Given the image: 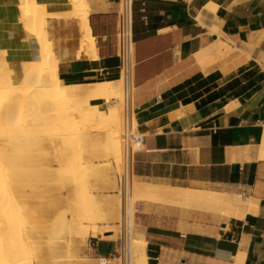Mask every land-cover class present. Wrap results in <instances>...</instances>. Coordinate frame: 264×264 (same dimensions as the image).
<instances>
[{
  "label": "crops",
  "instance_id": "1",
  "mask_svg": "<svg viewBox=\"0 0 264 264\" xmlns=\"http://www.w3.org/2000/svg\"><path fill=\"white\" fill-rule=\"evenodd\" d=\"M34 1L65 84L118 80V0H85L92 58L70 0ZM131 23L132 175L249 199L241 219L136 201L146 264H264V0H132ZM0 52L14 83L41 58L19 0H0ZM120 247L90 236L79 264H117Z\"/></svg>",
  "mask_w": 264,
  "mask_h": 264
},
{
  "label": "rangeland",
  "instance_id": "2",
  "mask_svg": "<svg viewBox=\"0 0 264 264\" xmlns=\"http://www.w3.org/2000/svg\"><path fill=\"white\" fill-rule=\"evenodd\" d=\"M27 10L28 9L23 12L26 11L25 13H31ZM25 66L26 64L24 67ZM97 82L90 83L88 85H94ZM117 96V94L112 97L110 96L109 101L111 98ZM47 100V98H43L41 100L42 102L39 104L26 105V107L24 105L27 109V118H25L24 114H22L25 110L23 106L19 109H23L21 113L18 109L15 111L16 115L20 113L21 116L24 117L20 120H16V117L12 118L14 111L10 112V117L8 115L9 112L0 116V119L3 120H0L2 131L5 129V126L3 127L5 123L7 127L9 125L13 127L6 128V131L4 130L3 132L4 135L2 133V137L0 136V161H3L0 162V182L1 184H4V187H7L9 184L8 187L10 186V188H12L10 190V188L7 187L8 189L6 188L5 190V188L1 185L3 193L8 194H6L3 198L6 197L5 200H7L9 197L16 196L19 201L22 198V204L19 202V205L16 208H18V210L19 208L20 210L24 209L21 213L18 211V214L17 210L13 212L16 215L13 214L14 217L12 216V220L13 218H15V220H13V226L8 232L11 234L6 233V238H8L6 239V243L8 242L7 244L10 248L8 252L10 254L9 256L19 258L21 262H25L24 264H54L55 262L58 264H79L78 252L85 249L90 235L86 234L82 236V238L81 236L78 238L76 233L74 235L73 232L72 235L66 228H57L53 225V223L58 220V218L60 220L63 217L68 220L72 216L73 219L75 218V221L73 220V224L78 219L81 221L84 220V222H82L86 225H91L93 222L97 225L99 231L101 229V231L111 230L113 233L110 238L118 239L119 243L123 247L125 227L127 224V213L122 211L120 205L119 208L117 205V201L119 200L121 202L122 199L120 195L121 186L118 182L121 175V169L111 155L106 156L102 154L101 151H99L100 146L95 145L102 141L104 134V132L102 133V131L98 130L97 125L95 126L94 123L90 124L94 130L88 124V126H75V124L78 123H73V113L68 114L64 118V115L61 114L62 111L60 113L63 117H60L62 120L56 121V118L61 115L55 117L57 114L53 115V113L50 112V105L47 104ZM109 101H106V99H100V101L91 100L90 102L98 104L100 109L106 111L110 106ZM81 107L82 104H77V102L73 100H67L64 106V108L68 109V111L70 109L73 110V108L77 109ZM16 115L14 114V116ZM13 124H15V128ZM21 125H23L22 128H20ZM133 126L135 130L136 124H133ZM81 127H83V129ZM7 129L9 130L7 131ZM23 129L27 132L26 135V132L22 134ZM75 130H78L76 134H74ZM15 131L20 133L17 136V133L12 135ZM137 132L139 133L138 130ZM80 133H82V136ZM9 136H12L14 139ZM99 137L100 141H98ZM8 140H10V143L7 144L6 142V145L3 146L5 141ZM15 140H17L18 143ZM19 140L24 143L23 145H25V147H23L22 143L19 144ZM3 141L4 143H2ZM13 141H15V143H12ZM18 144L21 145V148ZM5 147H7V149ZM95 148L97 151H95ZM5 150L6 152L3 153ZM95 154L98 155L96 156ZM78 156L81 161L77 158ZM7 163H9V166H7ZM70 169L72 172H70ZM133 179L134 177L132 175L131 180ZM109 190L111 193H109ZM8 192L10 193V196ZM67 197L69 198L67 199ZM18 199L16 201V205L18 204ZM58 199H60V202ZM88 200L90 201V205ZM51 201L53 202V205ZM25 202H28L29 204ZM135 202L136 201H133V203ZM58 204L60 206L63 204V206L60 207ZM53 206L55 208H53ZM25 210H27V213ZM117 211H119V216H117ZM138 211L139 205L136 203L134 204V213L132 218V236L137 238L142 235L144 238V235L140 231V223L137 221L136 217ZM93 212L96 215L93 214ZM69 213H72L73 215H70ZM88 213H90L89 216ZM43 216L46 217L47 220ZM17 217H20L21 221ZM94 217L96 218L94 219ZM98 217L101 219L99 220ZM52 219L53 223L51 222ZM95 220L96 222H94ZM103 225L105 228H103ZM64 233H66V235ZM104 234L110 233L107 232ZM97 236L101 237L100 234ZM55 252L57 253L56 256ZM20 254L24 256L25 261L22 260L23 258H20L22 257ZM101 263H105V261H101ZM116 263L120 264L121 259L117 258Z\"/></svg>",
  "mask_w": 264,
  "mask_h": 264
},
{
  "label": "bare ground",
  "instance_id": "3",
  "mask_svg": "<svg viewBox=\"0 0 264 264\" xmlns=\"http://www.w3.org/2000/svg\"><path fill=\"white\" fill-rule=\"evenodd\" d=\"M70 1L73 5V15H75L79 18L78 22L80 23L79 26H80L81 34H82L81 43L83 44L84 49H86V53H88L91 58L96 57L97 54L95 55L96 49H95V46L93 43V37L90 33V28H89L88 23H87L88 22L87 16H88V12H89L88 5H87L85 0H70ZM26 6H28V7H26ZM29 6H30V8H29ZM19 7H21L20 8L21 19L23 21L24 27L27 29L28 32L34 34L38 39V42L40 44L41 58L38 61L28 63V66L26 64V66L24 68H22V70H23L22 71V79L19 82L14 83L11 79L12 69L8 66L7 62L5 61V58H4L5 56L3 55V52H0V69H1L0 70V116L3 114H7L8 112H9L8 113V115H9V114H11L10 113L11 111H14V113L12 114L13 115L12 118L16 117L15 118L16 120H20L21 118H24V117L27 118V109L25 108L26 105L39 104L42 102L41 100L43 98L44 99L47 98L48 100L46 102H47V104L50 105V112L53 113V115L57 114V116H55V117H58V115L63 114L64 118H65L68 114L73 113V123L74 122L78 123V124H75V126L76 125L85 126L87 124L90 125L91 123H94L95 126L96 125L98 126L97 127L98 130L102 131V133L104 132L102 141L99 142L98 144H95V145L100 146L99 151H101L102 154H104L106 156L111 155V157L115 160L116 164L120 167L121 175H122V185H121V192H120L122 199H121V202L119 200L117 201V205H118V208L120 205V208L122 209V211L123 212L125 211L127 213V224L125 227L124 244L122 247L123 256L125 257L124 258L125 264H146L147 263V257H148L147 253H146V249H145L146 248L145 240L141 237L134 238L132 236V231H131L132 224H133L132 218H133L134 204H135V203H133V201L149 200V201H152L154 203H157V205L162 204V205L176 206V207H180L183 209H191V210H196V211H208V212H212V213H218L222 217H225V218H233V219H241L242 218L244 211H247V210H244L243 206L249 202V199L245 200V199H243V197L241 195L232 194V193L229 194V193L216 192V191L207 190V189H189V188H181V187H172L170 185H164V184L147 183V182H142V181L137 180L134 176H133L134 179L131 180V178H132L133 152L136 149V147L140 144L139 142L133 141V139L137 133L134 130V126H133V124H135L136 121L133 122L134 112H133V107H132L131 95H127V94L124 95L122 105H120L118 103L110 104V106L107 108V110L104 111L103 109L99 108L98 104L91 103L90 101L91 100L100 101V99H106V101H109L110 96L112 97L113 95L115 96L116 94L119 96V93H120V81L119 80L114 79V80L98 81L94 85H79V84H69L68 85V84H65L58 77L57 60L55 58L54 53L52 52L51 43H50V41L47 40V37H46V33L44 30V27H45L44 26V20L45 19H43L42 15H41V6L38 5L34 0H19ZM26 9H28L31 13H25L26 11L23 12ZM73 15H71V18H73L72 17ZM45 29H46V27H45ZM48 39H49V37H48ZM22 67H23V64H22ZM67 100H71V101L73 100V101L77 102V104H82V107L77 108V109L73 108V110L70 109L68 111V109L64 108L65 102ZM24 105H25V107H24ZM22 106H23V108H25L24 112H22L23 109L19 110ZM17 109L20 111V113L22 112V114H24V117H22L21 114L18 112H17L18 116L16 115L15 111ZM61 111H62V113H61ZM14 114L16 116H14ZM9 117H10V115H9ZM60 117L63 118L61 115L58 118H56V121L62 120ZM1 121H3V120H1ZM5 124L3 125V127L5 126L4 130L6 131V128H9L11 126L9 125L7 127ZM14 125L15 124H13V126ZM22 126L23 125H21L20 128H22ZM11 128H13V127H11ZM14 128H15V126H14ZM81 128L83 129V127H81ZM77 129H79V128H77ZM92 129H93V127H92ZM4 130L2 131V127L0 126V136L2 135ZM8 130L9 129H7V131ZM10 131H11V129H10ZM13 131H14V129H13ZM77 131L78 130H75L74 134H76ZM79 131H82V130H79ZM24 132H26V131L23 129L22 134H24ZM15 133H17V132L15 131L14 133H12V135ZM19 133H17L16 136ZM26 134H27V132L25 133V135ZM81 134L82 133H80V135ZM101 134H99V135H101ZM3 135H4V133H3ZM127 136H128V138H127ZM9 137L14 139L12 136H9ZM67 137H68V135H67ZM7 138H8V136H7ZM97 138H95V139L98 140ZM12 139H11V141H12ZM22 140H23V138H22ZM15 141H17V140H15ZM15 141H13L12 143H15ZM98 141H100V137H99ZM6 142H7V144H9L10 140L5 141V143L3 141L2 142V143H4L3 146L6 145ZM97 142H95V143H97ZM17 143H18V141H17ZM17 143H16V145H17ZM20 143H22V142H20V140H19V144ZM19 144H18V146L20 147L21 145H19ZM23 144L24 143H22V145ZM13 145H15V144H13ZM18 146H17V148H18ZM23 147H25V145H23ZM23 147H22V149H23ZM5 148L7 149V147H5ZM3 150H4V148H3ZM95 151H97L96 148H95ZM5 152H6V150L3 153H5ZM93 153H95V152H93ZM95 155L97 156L98 154H95ZM6 158H8V157H6ZM77 158H79V156ZM0 159H1V157H0ZM79 160L81 161L80 158H79ZM7 166H9V163H7ZM72 166H73V164H72ZM90 167H92V166H90ZM67 170H68V168H67ZM70 172H72L71 169H70ZM1 185L4 187V184L3 183L1 184V182H0V264H24L25 262L24 263L21 262V260L19 258H15V257L13 258V257L9 256L10 254L8 252H9L10 248H9V245L7 244L8 242L6 243V239H8V238H6V233H8L10 231V229L13 226V220H15V218H13V220H12V216L14 217V215H16L13 212H15L17 210V214H18V211L21 213V211L24 210V209L20 210V208L18 210V208H16V207H18L19 202L21 203L22 198L20 197L21 199L19 201V199L15 196V197H9V198L7 197L8 199L5 200L6 197L5 198H3V197L6 196L7 193L6 194L3 193ZM8 185H7V187H8ZM61 186H63V185H61ZM7 187H4L5 190ZM8 188H10V186ZM11 189L12 188H10V190ZM9 192H11V191H9ZM89 194H91V193H89ZM9 196H10V193H9ZM84 197H86V196H84ZM68 198L69 197H67V199ZM17 199H18V204L16 205ZM25 199H26V197H25ZM59 200L60 199H58V201ZM89 200H91V199H89ZM54 202H56V201H54ZM25 203H28V202H25ZM86 203H85V205H86ZM91 203H93V202H91ZM63 204H61V206L60 205L59 206L62 207ZM82 204H84V203H82ZM52 205H53V202H52ZM89 205H90V201H89ZM24 207H26V206H24ZM68 207H69V205H68ZM49 208H50V206H49ZM53 208H55V207L53 206ZM26 211L27 210H25V212ZM41 213H43V212H41ZM90 213H88V216ZM117 213H118L117 216H119V211H117ZM69 214L73 215L72 213H69ZM93 214H95V213L93 212ZM58 215H55V216H58ZM63 216H65V215H63ZM65 217H67V216H65ZM17 218L20 219V217H17ZM44 218H46V217H44ZM95 218L96 217H94V219ZM98 218H97V220H98ZM100 219L101 218H99V220ZM46 220H47V218H46ZM73 220L75 221V218L73 219V216H72L68 220H66V218L62 217L60 220L58 218V220H56L54 223H53V219H52L51 222L57 228H61V229L66 228L68 230V232H70L72 235H73V232H74V235L76 233L78 238H79V236H81V238H82V236H84L86 234H89L91 237H96L98 234H100L101 235L100 238H102V237L103 238H108V237L110 238V236L113 233L111 230L107 231V230L103 229L104 231H101L102 230L101 229L99 231V229L97 228V225H95V223H93V222L91 225H86L83 223L84 220H82L83 221L82 222L80 219H78L73 224ZM20 221H21V219H20ZM94 222H96V220ZM73 225H74V227H73ZM103 228H105L104 225H103ZM53 229H54V227H53ZM73 230H75V231H73ZM107 232H109L110 234H104ZM8 234H11V233H8ZM64 234L66 235V233H64ZM12 243H14V242H12ZM71 249H72V246H71ZM131 254H132V256H131ZM20 258H23L22 260L25 261L24 256H22ZM101 261H104V259H101Z\"/></svg>",
  "mask_w": 264,
  "mask_h": 264
},
{
  "label": "built area",
  "instance_id": "4",
  "mask_svg": "<svg viewBox=\"0 0 264 264\" xmlns=\"http://www.w3.org/2000/svg\"><path fill=\"white\" fill-rule=\"evenodd\" d=\"M131 6L132 0H118V10L116 12V39L117 50L116 55L118 57L119 65V78L120 81V93L118 97L110 99V104H123V97L125 94L132 97L133 86V38H132V23H131ZM128 138V136H127ZM134 142L142 144L143 135L137 133L133 139ZM138 149V148H137ZM135 149L134 152L137 150ZM119 185H122V175L118 179ZM117 257L121 259L120 264H125L123 257L122 246L120 247Z\"/></svg>",
  "mask_w": 264,
  "mask_h": 264
}]
</instances>
